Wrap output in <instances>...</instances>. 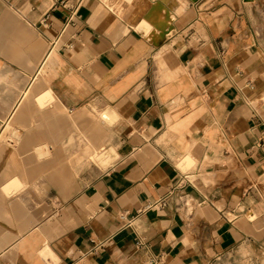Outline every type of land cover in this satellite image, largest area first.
<instances>
[{
	"label": "crops",
	"instance_id": "0c3cea01",
	"mask_svg": "<svg viewBox=\"0 0 264 264\" xmlns=\"http://www.w3.org/2000/svg\"><path fill=\"white\" fill-rule=\"evenodd\" d=\"M128 1L0 0V264H264V0Z\"/></svg>",
	"mask_w": 264,
	"mask_h": 264
},
{
	"label": "built area",
	"instance_id": "2783aa9c",
	"mask_svg": "<svg viewBox=\"0 0 264 264\" xmlns=\"http://www.w3.org/2000/svg\"><path fill=\"white\" fill-rule=\"evenodd\" d=\"M69 0H55L54 8L58 5L67 6ZM72 14L75 13L76 7L75 5H69ZM45 19L42 21L45 23ZM264 144V140L262 142ZM186 183L181 180L176 186H174L164 197L150 202L143 207V210L147 209H160L166 208L170 205L173 206L175 211H181L186 215H190L193 208V200L189 196V194L185 191ZM164 258L162 255L152 256L148 262V264H163Z\"/></svg>",
	"mask_w": 264,
	"mask_h": 264
},
{
	"label": "water",
	"instance_id": "95a60500",
	"mask_svg": "<svg viewBox=\"0 0 264 264\" xmlns=\"http://www.w3.org/2000/svg\"><path fill=\"white\" fill-rule=\"evenodd\" d=\"M245 1H249V0H245Z\"/></svg>",
	"mask_w": 264,
	"mask_h": 264
},
{
	"label": "rangeland",
	"instance_id": "374dc122",
	"mask_svg": "<svg viewBox=\"0 0 264 264\" xmlns=\"http://www.w3.org/2000/svg\"><path fill=\"white\" fill-rule=\"evenodd\" d=\"M126 1V0H125ZM128 1V0H127ZM129 2V1H128Z\"/></svg>",
	"mask_w": 264,
	"mask_h": 264
}]
</instances>
